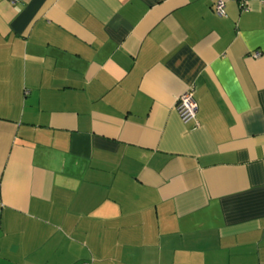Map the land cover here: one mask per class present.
<instances>
[{
  "label": "crops",
  "instance_id": "crops-1",
  "mask_svg": "<svg viewBox=\"0 0 264 264\" xmlns=\"http://www.w3.org/2000/svg\"><path fill=\"white\" fill-rule=\"evenodd\" d=\"M223 1L0 0V264H264V0Z\"/></svg>",
  "mask_w": 264,
  "mask_h": 264
},
{
  "label": "built area",
  "instance_id": "built-area-1",
  "mask_svg": "<svg viewBox=\"0 0 264 264\" xmlns=\"http://www.w3.org/2000/svg\"><path fill=\"white\" fill-rule=\"evenodd\" d=\"M212 6L211 9L219 15H224L223 7L225 2L223 0H211ZM259 55V51H256L251 54L252 57ZM192 91H194L193 86L187 87L183 92L178 96L176 103L174 104V109L177 111L178 118L181 122H191L196 115V102L194 97H192Z\"/></svg>",
  "mask_w": 264,
  "mask_h": 264
}]
</instances>
